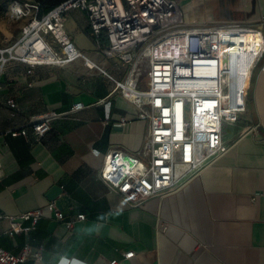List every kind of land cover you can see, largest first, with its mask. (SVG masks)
I'll return each instance as SVG.
<instances>
[{
    "label": "crops",
    "instance_id": "crops-1",
    "mask_svg": "<svg viewBox=\"0 0 264 264\" xmlns=\"http://www.w3.org/2000/svg\"><path fill=\"white\" fill-rule=\"evenodd\" d=\"M238 1L180 0V6L192 24L200 8H209L212 25L258 26L264 38V0H248L244 11ZM64 29L93 68L78 60L28 72L13 63L0 77V213L17 217L53 200L65 220L82 214L85 220L70 230L44 212L33 230L15 236L0 221V248L13 255L25 244L40 251L41 260L22 264H264V54L250 77L246 112L224 128L227 152L133 207L98 178L107 152L138 151L148 129L114 91L113 80L125 79L129 66L100 54L84 12L69 11ZM9 99L15 108L5 104ZM77 103L84 108L54 120L40 140L30 130L27 137L10 135L35 115ZM127 252L134 253L129 260Z\"/></svg>",
    "mask_w": 264,
    "mask_h": 264
},
{
    "label": "built area",
    "instance_id": "built-area-1",
    "mask_svg": "<svg viewBox=\"0 0 264 264\" xmlns=\"http://www.w3.org/2000/svg\"><path fill=\"white\" fill-rule=\"evenodd\" d=\"M71 10L86 14L90 38L103 57L129 66L125 79L113 80L114 91L135 106L138 119L148 123L138 151L112 149L104 155L100 181L138 207L227 152L224 128L239 122L246 112L250 77L264 54L261 28L192 24L180 0H63L46 12L39 0H13L9 19H27V24L16 43L0 47V77L13 63L25 65L28 72L78 60L93 68L64 29ZM36 43L44 46L42 54ZM36 55L38 60L33 58ZM260 70L264 71V64ZM5 104L16 107L11 99ZM83 108L77 103L66 112L35 115L27 127L10 135L27 137L30 130L40 140L54 120L67 119ZM44 212L70 230L76 221L85 220L83 214L65 220L52 200L44 209L17 217L0 213V221L7 223L8 236H15L33 230ZM133 256V252L123 254L126 260ZM29 259L41 260L40 251L27 244L17 255L0 248V264Z\"/></svg>",
    "mask_w": 264,
    "mask_h": 264
},
{
    "label": "rangeland",
    "instance_id": "rangeland-1",
    "mask_svg": "<svg viewBox=\"0 0 264 264\" xmlns=\"http://www.w3.org/2000/svg\"><path fill=\"white\" fill-rule=\"evenodd\" d=\"M13 0H0V47H8L13 45L21 38V31L22 28L27 24V19H22L19 21H12L9 19L8 14V6ZM189 3V2H188ZM238 8L241 11H244L249 8V2H245L244 0L238 1ZM211 12V9L207 8L206 11L204 9L199 10L196 19V25H212L211 21H207V16ZM256 15V14H255ZM257 15L260 14L257 13ZM234 17H237L236 14L233 15ZM249 20H259L257 16H253L252 14H248ZM191 19L194 17L193 13H190ZM212 22H217L215 19H213ZM264 29V26L262 27ZM146 83V78L143 77L141 80V84ZM250 87V84H249ZM248 87V88H249ZM248 92V91H247Z\"/></svg>",
    "mask_w": 264,
    "mask_h": 264
},
{
    "label": "trees",
    "instance_id": "trees-1",
    "mask_svg": "<svg viewBox=\"0 0 264 264\" xmlns=\"http://www.w3.org/2000/svg\"><path fill=\"white\" fill-rule=\"evenodd\" d=\"M43 4V12H46L62 2L63 0H39Z\"/></svg>",
    "mask_w": 264,
    "mask_h": 264
},
{
    "label": "bare ground",
    "instance_id": "bare-ground-1",
    "mask_svg": "<svg viewBox=\"0 0 264 264\" xmlns=\"http://www.w3.org/2000/svg\"><path fill=\"white\" fill-rule=\"evenodd\" d=\"M35 47L37 48V52H39L40 54H42L41 50L44 48V46L42 45V43H36ZM33 58L38 60V56H34ZM41 58H43V56H41ZM246 67H244L245 70Z\"/></svg>",
    "mask_w": 264,
    "mask_h": 264
}]
</instances>
